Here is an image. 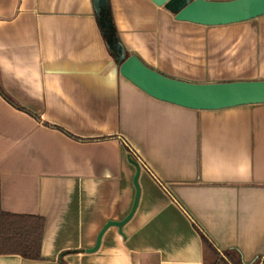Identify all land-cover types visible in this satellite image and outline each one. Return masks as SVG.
Wrapping results in <instances>:
<instances>
[{"label":"crops","instance_id":"0c3cea01","mask_svg":"<svg viewBox=\"0 0 264 264\" xmlns=\"http://www.w3.org/2000/svg\"><path fill=\"white\" fill-rule=\"evenodd\" d=\"M107 1L126 53L163 74L264 79V15L208 26ZM0 88V208L44 219L40 258L0 264H209L193 222L236 264H264V103L146 94L119 74L93 0H0ZM129 150L137 207L87 252L131 209Z\"/></svg>","mask_w":264,"mask_h":264},{"label":"water","instance_id":"95a60500","mask_svg":"<svg viewBox=\"0 0 264 264\" xmlns=\"http://www.w3.org/2000/svg\"><path fill=\"white\" fill-rule=\"evenodd\" d=\"M93 1L107 46L118 65L119 74L151 97L197 110L264 103V79L191 82L163 74L146 65L135 54L127 55L113 30L111 17L108 16V1ZM150 1L156 6L164 7L176 20L208 26L237 23L264 15V0ZM129 161L135 167V195L131 209L121 220H107L99 230L94 246L86 249L87 252H93L99 247L101 236L109 226H116L122 233V226L131 218L137 207L141 165L136 158L129 157Z\"/></svg>","mask_w":264,"mask_h":264},{"label":"trees","instance_id":"16d2710c","mask_svg":"<svg viewBox=\"0 0 264 264\" xmlns=\"http://www.w3.org/2000/svg\"><path fill=\"white\" fill-rule=\"evenodd\" d=\"M108 16L111 17L109 5ZM113 30L115 31L114 26ZM0 92L4 95L1 88ZM129 157L135 158L130 150ZM193 226L201 238L205 262L212 257V264L217 261L224 264H236L228 252L219 250L195 222ZM43 229L44 219L39 215L10 213L0 208V254H17L26 259H39Z\"/></svg>","mask_w":264,"mask_h":264},{"label":"rangeland","instance_id":"374dc122","mask_svg":"<svg viewBox=\"0 0 264 264\" xmlns=\"http://www.w3.org/2000/svg\"><path fill=\"white\" fill-rule=\"evenodd\" d=\"M212 262H213V259H212V260L210 259V260H209V264H212Z\"/></svg>","mask_w":264,"mask_h":264}]
</instances>
